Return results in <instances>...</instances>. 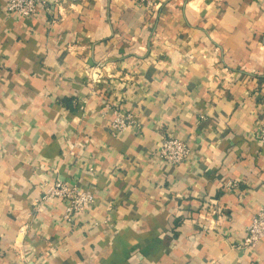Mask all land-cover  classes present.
Returning a JSON list of instances; mask_svg holds the SVG:
<instances>
[{
    "label": "crops",
    "instance_id": "obj_1",
    "mask_svg": "<svg viewBox=\"0 0 264 264\" xmlns=\"http://www.w3.org/2000/svg\"><path fill=\"white\" fill-rule=\"evenodd\" d=\"M46 1L0 0V264H264V0ZM57 179L96 196L74 226L36 204Z\"/></svg>",
    "mask_w": 264,
    "mask_h": 264
},
{
    "label": "built area",
    "instance_id": "obj_2",
    "mask_svg": "<svg viewBox=\"0 0 264 264\" xmlns=\"http://www.w3.org/2000/svg\"><path fill=\"white\" fill-rule=\"evenodd\" d=\"M140 7L146 10L158 8L159 3L156 0H137ZM46 0H6L7 10L11 13L30 18L41 13L43 7L46 9ZM47 10L50 7L47 5ZM103 67L101 64L90 68L87 75L93 82L99 83L104 78ZM112 130L114 134H120L135 124L134 114L124 112L117 107L113 111ZM259 141L264 146V124L258 130ZM160 157L173 166H181L186 163L193 154L191 145L171 134L165 137L158 151ZM232 185V183H228ZM60 203L63 210V219L65 223L74 226L80 215L88 213L96 203V196L93 192L84 190L78 185H71L61 179H57L36 204L42 203ZM264 240V206L252 217L251 223L247 229V236L243 241L242 247L249 249L257 246ZM0 240V250H1Z\"/></svg>",
    "mask_w": 264,
    "mask_h": 264
}]
</instances>
